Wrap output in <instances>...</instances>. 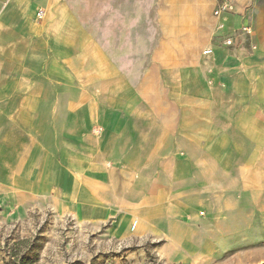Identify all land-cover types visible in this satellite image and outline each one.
I'll return each instance as SVG.
<instances>
[{
  "label": "crops",
  "instance_id": "obj_1",
  "mask_svg": "<svg viewBox=\"0 0 264 264\" xmlns=\"http://www.w3.org/2000/svg\"><path fill=\"white\" fill-rule=\"evenodd\" d=\"M94 2L123 60L90 0H0V203L175 264H263L264 0Z\"/></svg>",
  "mask_w": 264,
  "mask_h": 264
},
{
  "label": "rangeland",
  "instance_id": "obj_2",
  "mask_svg": "<svg viewBox=\"0 0 264 264\" xmlns=\"http://www.w3.org/2000/svg\"><path fill=\"white\" fill-rule=\"evenodd\" d=\"M94 3L96 4L94 0H90L89 7L83 8L85 16L82 19L107 46V51H110V28L113 18L108 15V7L104 6L100 12H105V15H92L97 9ZM141 19L133 18V26H142ZM150 21L153 23V18ZM146 25L151 28L153 26L151 23ZM143 35L149 36L152 45L156 33L134 32V42ZM119 43L120 38L118 44H114L117 48L111 51L116 52L123 60L126 50L118 48ZM130 51L134 57H141L142 50ZM21 239L30 241L28 244L21 243L19 242ZM16 243L17 250H15ZM114 243L116 242L103 240L100 232H94L92 226L84 225L69 217H61L55 211L31 209L22 212L5 208L0 203V263L1 255L14 250L17 253L37 252V261L31 264H175L172 263V258L153 251V244H150L149 249L143 250L142 246H137L135 243L132 248L116 249Z\"/></svg>",
  "mask_w": 264,
  "mask_h": 264
},
{
  "label": "trees",
  "instance_id": "obj_3",
  "mask_svg": "<svg viewBox=\"0 0 264 264\" xmlns=\"http://www.w3.org/2000/svg\"><path fill=\"white\" fill-rule=\"evenodd\" d=\"M29 239H21L19 242L29 243ZM15 250H17V243L15 244ZM9 258L5 260L4 264H31L37 261L38 253L33 251V254L21 252L17 253V251H10Z\"/></svg>",
  "mask_w": 264,
  "mask_h": 264
},
{
  "label": "built area",
  "instance_id": "obj_4",
  "mask_svg": "<svg viewBox=\"0 0 264 264\" xmlns=\"http://www.w3.org/2000/svg\"><path fill=\"white\" fill-rule=\"evenodd\" d=\"M220 8H224V6H221ZM219 11H220V10H217L216 13L218 14ZM43 16H44V10L40 8V9L38 10V17H39V18H43ZM245 29H247V31H249V32L251 31V29H250L249 27H247V28H245ZM226 43H228V44H232V43H233L232 38H227V39H226Z\"/></svg>",
  "mask_w": 264,
  "mask_h": 264
}]
</instances>
